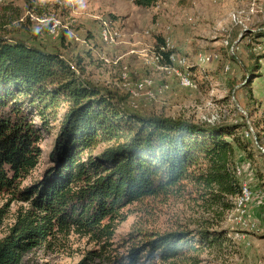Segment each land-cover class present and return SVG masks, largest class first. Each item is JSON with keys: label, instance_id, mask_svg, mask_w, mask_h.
Segmentation results:
<instances>
[{"label": "rangeland", "instance_id": "rangeland-1", "mask_svg": "<svg viewBox=\"0 0 264 264\" xmlns=\"http://www.w3.org/2000/svg\"><path fill=\"white\" fill-rule=\"evenodd\" d=\"M234 14L242 20L241 24L232 20ZM53 19H58L61 26L50 35L48 27ZM102 20L123 31L122 41L109 45L101 41ZM263 24L264 0H156L148 8L137 6L132 0H0V34L60 52L81 80L109 92L113 105L119 109L197 123L206 122L205 118L212 114L218 115L221 123L240 120V112L247 107L245 92L240 87L247 80L246 66L249 69L250 65L248 39L242 35L259 30ZM161 46L164 51L190 60L195 87L180 85L173 72L159 68L153 53ZM257 50L264 52V39ZM199 53H210L213 58L199 64ZM122 73L127 74L126 80ZM259 74L251 87L253 96L264 101V58ZM144 77L153 80L154 98H134L123 85L128 81L129 87H134ZM133 102L137 108H132ZM65 108L66 103L61 104L56 118L50 120L47 129L41 130L38 163L20 187L39 180L51 165L48 155ZM33 120L41 126L38 117ZM111 143L99 142L84 150L82 157L98 154ZM244 152L236 150L235 154L243 171L241 177L253 191L244 218L248 226L237 219L233 208L225 209L220 204L233 203L234 196L222 194L214 202L212 195L218 193L216 188L186 179L177 190L146 196L124 206L119 205L120 195L116 196L118 218L113 221L111 235L96 238L73 230L58 233L27 250L19 264H76L89 250H100L101 246L113 254H122L149 233L175 229H207L221 232V236L212 246H197L167 261L139 263L264 264V193L257 191L259 178H264V157L250 146ZM199 172L194 170L195 174ZM26 205L0 193V209H5L0 238L13 224L17 210Z\"/></svg>", "mask_w": 264, "mask_h": 264}, {"label": "trees", "instance_id": "trees-1", "mask_svg": "<svg viewBox=\"0 0 264 264\" xmlns=\"http://www.w3.org/2000/svg\"><path fill=\"white\" fill-rule=\"evenodd\" d=\"M132 2L148 8L156 0ZM242 36L248 39L250 65L240 88L256 143L245 135L248 123L242 112L233 123L219 119L212 124L127 112L113 105L109 92L81 80L60 52L0 34V193L27 204L17 210L0 238V264H19L27 250L58 233L73 230L96 238L109 236L119 205L177 190L186 179L216 188L214 202L227 194L235 197L244 180L235 173L236 150L244 152L250 146L264 157L257 146L264 147V127L256 117L264 101L253 96L251 87L264 58V52L257 50L264 39V24ZM157 39L164 44L161 37ZM169 52L163 51L165 60ZM63 103L66 108L48 155L51 165L39 180L20 187L38 163L41 130L48 128ZM33 117L40 119L41 126ZM99 142L112 143L98 154L82 157L84 150ZM195 169L200 172L195 174ZM259 181L257 191L262 194L264 178ZM119 195L122 203L116 206ZM220 204L225 209L234 206ZM4 213L1 208L0 226ZM220 236L221 232L207 229L149 233L125 253L113 254L101 246L76 264L167 261L185 250L212 246Z\"/></svg>", "mask_w": 264, "mask_h": 264}, {"label": "built area", "instance_id": "built-area-1", "mask_svg": "<svg viewBox=\"0 0 264 264\" xmlns=\"http://www.w3.org/2000/svg\"><path fill=\"white\" fill-rule=\"evenodd\" d=\"M252 11V9H251ZM232 20L236 23H242V20L237 15H232ZM61 26V23L58 19H53L48 27V33L50 35H54L57 32V29ZM99 36L102 42L104 44H118L120 41H122V38L124 37L123 31L115 26H112L107 20H102L99 26ZM76 40H78L77 37H75ZM168 43H166L165 46H167ZM164 46L159 47L157 50L153 53L154 61L157 62L159 68L173 72L179 79L180 85L184 87H195V83L193 79L191 78V71H190V60L186 56H177L173 52H169L167 55V58L165 60L163 51ZM168 51V50H166ZM213 58V55L210 53H199L197 55V62L199 64H206L211 61ZM104 60L106 62H109V59L104 57ZM165 60V62H164ZM176 65V66H175ZM227 69V67H226ZM75 70V69H74ZM123 80L127 79V74L122 73ZM123 85L127 88V91L131 93V95L134 98H138L140 96H144L146 98H154V94L152 92V85L153 80L150 77H144L142 79H139L134 83V87H129V83L124 82ZM132 108H137V105L133 102ZM242 113L246 116L247 114L244 110H242ZM256 117L260 121L262 127H264V105L261 106V108L258 110V113ZM205 121L207 123H215L218 121V115L212 114L210 117L205 118ZM248 123V130L245 132L246 136H252L254 139V142L256 143V134L255 130L253 128V125L249 123V120L247 118ZM260 149L261 153L264 154V147L257 145ZM242 168L240 166L235 167V173L237 175H242ZM253 198V191L251 187L247 184L245 180L241 183V188L239 193L234 197V206L233 210L236 212L237 219L244 225L248 226V223L245 221V215L247 213L248 205L251 203ZM250 227L253 226V224L249 225Z\"/></svg>", "mask_w": 264, "mask_h": 264}]
</instances>
